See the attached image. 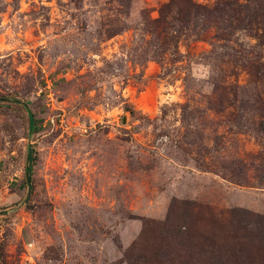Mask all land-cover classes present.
<instances>
[{"label":"rangeland","instance_id":"374dc122","mask_svg":"<svg viewBox=\"0 0 264 264\" xmlns=\"http://www.w3.org/2000/svg\"><path fill=\"white\" fill-rule=\"evenodd\" d=\"M186 8L0 0V264H264V39Z\"/></svg>","mask_w":264,"mask_h":264},{"label":"trees","instance_id":"16d2710c","mask_svg":"<svg viewBox=\"0 0 264 264\" xmlns=\"http://www.w3.org/2000/svg\"><path fill=\"white\" fill-rule=\"evenodd\" d=\"M183 1V0H182ZM187 3L186 11L190 14V7H196L197 9H202V13H199L196 11V14H202L204 18H215L217 21V27L219 26V21L223 22L224 24V30H226V36L225 39L230 40V34H232L235 30L241 29V30H247L251 31L253 30L252 22L256 21L259 25L258 30L253 31L252 36L256 38L257 40H263L264 39V0H244V2H238V0H216L217 4L212 9H206L200 5L191 4L189 0H184ZM171 4V3H170ZM170 4L166 7V11L168 8H170ZM171 9V8H170ZM177 9H179L178 13H181L182 8L177 6ZM172 13V11H170ZM172 22L171 24L175 25V22L178 21H185V18L183 17H175L176 15L172 14ZM216 27V28H217ZM221 30V29H220ZM179 31V28L177 29ZM260 65L258 70L264 71V64L256 62ZM257 70V71H258ZM34 126V120L32 118V115H29V128L32 131ZM32 148L30 147L28 151V160L32 161ZM28 174L30 173L31 169L28 166ZM29 179H27L28 181Z\"/></svg>","mask_w":264,"mask_h":264}]
</instances>
